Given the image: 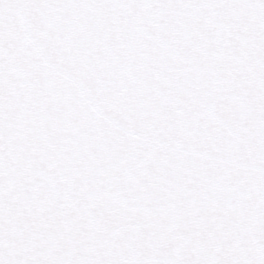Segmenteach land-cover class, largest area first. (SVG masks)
<instances>
[{"label":"snow or ice","instance_id":"6c2138e0","mask_svg":"<svg viewBox=\"0 0 264 264\" xmlns=\"http://www.w3.org/2000/svg\"><path fill=\"white\" fill-rule=\"evenodd\" d=\"M0 264H264V0H0Z\"/></svg>","mask_w":264,"mask_h":264}]
</instances>
